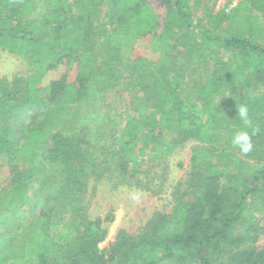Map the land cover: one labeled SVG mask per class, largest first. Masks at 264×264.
I'll use <instances>...</instances> for the list:
<instances>
[{
  "label": "trees",
  "instance_id": "trees-1",
  "mask_svg": "<svg viewBox=\"0 0 264 264\" xmlns=\"http://www.w3.org/2000/svg\"><path fill=\"white\" fill-rule=\"evenodd\" d=\"M192 1L190 11L187 0H163L161 22L148 0H0V51L29 68L13 81L0 76V156L9 167L0 187V264H165L182 255L187 264H264V246L257 247L264 234V0H229L197 19L202 1ZM148 36L157 59L133 58ZM63 63L77 66L76 83L66 76L52 82L45 103L39 85ZM93 90L142 97L119 136L113 125L104 133L114 145L108 151L83 128L67 127ZM23 116L31 125L21 132L12 125ZM109 124L99 119L98 127ZM240 130L252 144L244 154L255 163L252 179L236 173L222 181L241 164L231 143ZM189 140L199 145L177 188L191 199L156 212L138 234L120 230L100 249L108 231L87 215L91 178L105 163L166 155Z\"/></svg>",
  "mask_w": 264,
  "mask_h": 264
},
{
  "label": "rangeland",
  "instance_id": "rangeland-1",
  "mask_svg": "<svg viewBox=\"0 0 264 264\" xmlns=\"http://www.w3.org/2000/svg\"><path fill=\"white\" fill-rule=\"evenodd\" d=\"M155 12L160 15L163 22L167 9L163 0H148ZM202 6L193 11L194 17L197 19L204 15L203 11L209 9L214 14L219 13L229 0H220L216 4H206L204 0ZM242 0H233L238 3ZM188 10H193V1L187 0ZM152 36L141 39L135 46L133 58H145L148 60H156L157 55L152 52L150 43ZM227 59V57H225ZM123 75L127 76L129 70L122 67ZM29 68L24 60L0 51V76L7 77L13 81L15 77H24L28 74ZM66 76L68 83H76L77 66L68 67L66 63L52 70L40 83L39 87L43 90L42 98L45 103L48 102V89L51 83L60 80ZM137 90L134 91H110L105 94H96L95 90L87 95V100L78 108L72 109L73 120L68 122V129L79 126L84 129L87 139H90L96 147H108L111 142L109 136L110 129L115 133V137L121 133L123 118L128 114H132L133 107L138 104V100L142 97ZM51 110H56L57 105L51 103ZM60 109V108H59ZM57 110V112L59 111ZM76 117L78 119L76 120ZM99 119H108L111 127L99 128ZM31 125V118L23 116L17 118L12 126L21 132L25 127ZM64 130V129H63ZM199 145L196 140H189L186 143L170 150L166 155H149L138 159L136 162L116 161L115 163H105L103 165L100 177H92L89 183L86 199L87 215L90 220L99 218L103 227L108 233L103 243L99 245L100 249L108 247L116 239L120 230H125L129 234H138L156 212L171 213L178 201L188 202L194 195L186 187L177 188L178 183H184L189 177L191 169V153L192 149ZM110 145L107 148L111 149ZM121 147V146H120ZM103 160L108 157V153ZM237 158L241 162L229 170V174H225L222 181H226L231 175L239 174L242 178L250 181L255 163L245 157L242 153H237ZM109 161V158L106 160ZM129 161V162H128ZM9 167L0 156V187L8 183ZM178 189V191H176ZM31 199L35 201L36 197L31 195ZM264 227V218L261 220ZM264 246V234L259 237L257 247ZM186 255L177 257L174 261H168L165 264H187Z\"/></svg>",
  "mask_w": 264,
  "mask_h": 264
},
{
  "label": "clouds",
  "instance_id": "clouds-1",
  "mask_svg": "<svg viewBox=\"0 0 264 264\" xmlns=\"http://www.w3.org/2000/svg\"><path fill=\"white\" fill-rule=\"evenodd\" d=\"M238 116L243 122L245 128L251 126L247 107L241 106L238 110ZM231 143L233 147L238 148L243 154H247L252 149L250 136L246 130H240L234 133Z\"/></svg>",
  "mask_w": 264,
  "mask_h": 264
}]
</instances>
